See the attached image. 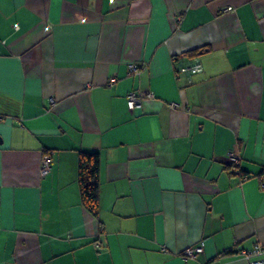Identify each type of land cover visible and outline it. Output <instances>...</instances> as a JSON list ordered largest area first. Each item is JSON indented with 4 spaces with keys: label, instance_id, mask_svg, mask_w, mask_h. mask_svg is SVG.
<instances>
[{
    "label": "crops",
    "instance_id": "obj_1",
    "mask_svg": "<svg viewBox=\"0 0 264 264\" xmlns=\"http://www.w3.org/2000/svg\"><path fill=\"white\" fill-rule=\"evenodd\" d=\"M0 115V264H250L264 243V0H0Z\"/></svg>",
    "mask_w": 264,
    "mask_h": 264
},
{
    "label": "built area",
    "instance_id": "obj_2",
    "mask_svg": "<svg viewBox=\"0 0 264 264\" xmlns=\"http://www.w3.org/2000/svg\"><path fill=\"white\" fill-rule=\"evenodd\" d=\"M227 10L231 12L235 11L233 7H229L227 8ZM51 29H52V26H48V30H51ZM198 71H199V66H195L191 68L192 73H196ZM137 72H139L138 65L134 63L130 64L129 74L132 75ZM115 80L116 78H112L110 81L113 82ZM154 97H156V95L151 90L140 91V92L132 91L128 95V103H129V106L134 110L142 109L144 106V100L148 98L151 99ZM171 105L176 106L177 103L171 102ZM3 119H4V116L0 115V121H2ZM240 162H241L240 156L235 151H230L228 154V165L230 166V169L232 170V172H237L238 174H242V172H240L239 170ZM52 165H53L52 154L50 152H46L42 160V169H41L42 173L44 175L48 174L52 169ZM247 177L248 176L243 175L244 179ZM262 185L264 186V182L262 183ZM97 245L100 246V243H98ZM202 250H203L202 246L188 247L183 251L182 256L185 259L194 257ZM239 253L242 256H244L246 259H248L250 261V264H264V243H257L252 248H243L240 250Z\"/></svg>",
    "mask_w": 264,
    "mask_h": 264
},
{
    "label": "trees",
    "instance_id": "obj_3",
    "mask_svg": "<svg viewBox=\"0 0 264 264\" xmlns=\"http://www.w3.org/2000/svg\"><path fill=\"white\" fill-rule=\"evenodd\" d=\"M196 51L199 50L194 49L191 53ZM100 170L101 156L98 151H80L78 180L82 202L96 217L101 212Z\"/></svg>",
    "mask_w": 264,
    "mask_h": 264
},
{
    "label": "bare ground",
    "instance_id": "obj_4",
    "mask_svg": "<svg viewBox=\"0 0 264 264\" xmlns=\"http://www.w3.org/2000/svg\"><path fill=\"white\" fill-rule=\"evenodd\" d=\"M191 247V246H190Z\"/></svg>",
    "mask_w": 264,
    "mask_h": 264
}]
</instances>
